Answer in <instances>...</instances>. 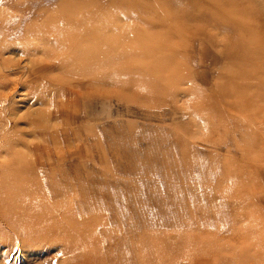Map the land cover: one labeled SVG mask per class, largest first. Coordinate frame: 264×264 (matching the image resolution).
<instances>
[{"label":"rangeland","instance_id":"374dc122","mask_svg":"<svg viewBox=\"0 0 264 264\" xmlns=\"http://www.w3.org/2000/svg\"><path fill=\"white\" fill-rule=\"evenodd\" d=\"M0 188L75 235L0 264H264V0H0Z\"/></svg>","mask_w":264,"mask_h":264},{"label":"bare ground","instance_id":"6f19581e","mask_svg":"<svg viewBox=\"0 0 264 264\" xmlns=\"http://www.w3.org/2000/svg\"><path fill=\"white\" fill-rule=\"evenodd\" d=\"M1 190L0 188V192ZM7 195L1 194L0 196V249H3L6 254H9L10 251H17L21 242H23L21 243L23 246L31 245L30 247L34 248L35 246L39 250L44 245L46 246L49 243L48 241L52 240V236H59L55 241L57 239L61 241L70 233L71 228L66 227L59 230L56 235L54 230L50 228V226L56 224L57 220L55 218L47 217L46 220L41 222L36 218L35 210L42 209L41 206L37 203L30 204L26 202L25 196L22 194ZM49 210L52 209L48 208L44 212L47 213ZM76 232L77 230L75 229L73 234ZM49 236L51 238L47 239ZM70 236L74 237L75 235H71L70 233ZM72 248L75 247L66 245L65 248H62L61 255H65L68 260L66 264H85L88 256L81 254L78 258H74L72 252L75 249ZM75 259L76 261H74Z\"/></svg>","mask_w":264,"mask_h":264}]
</instances>
